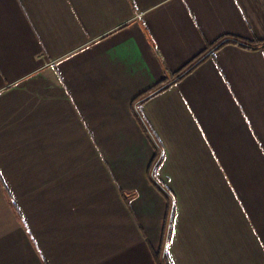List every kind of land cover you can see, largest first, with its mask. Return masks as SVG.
<instances>
[{
    "label": "crops",
    "instance_id": "0c3cea01",
    "mask_svg": "<svg viewBox=\"0 0 264 264\" xmlns=\"http://www.w3.org/2000/svg\"><path fill=\"white\" fill-rule=\"evenodd\" d=\"M0 177V264H264V0H0Z\"/></svg>",
    "mask_w": 264,
    "mask_h": 264
},
{
    "label": "trees",
    "instance_id": "16d2710c",
    "mask_svg": "<svg viewBox=\"0 0 264 264\" xmlns=\"http://www.w3.org/2000/svg\"><path fill=\"white\" fill-rule=\"evenodd\" d=\"M212 45H213V44H209V47H211ZM201 55H202V53H201L199 56H201ZM199 56H197V58H198ZM197 58H195V59H197ZM191 63H192V61L189 62L188 64H186V65H185L183 68H181L180 70L175 71V72H173V71L170 70L169 68H166V71H167V77H166L165 80H163V82H166L170 76H172V75H176V74L180 73L182 70H184V69H185L188 65H190ZM192 69H193V66H192V68H191L188 72H190ZM188 72H187V73H188ZM184 75H185V74H184ZM182 77H183V76L178 77L177 81H178L179 79H181ZM163 82H161V83H163ZM0 178H1V181H2V177H0ZM2 183L4 184L3 181H2ZM5 189H6L7 193H8L9 195H11L10 192L8 191V189H7L6 187H5ZM13 201H14V200H13ZM13 201H12L13 206H14L16 209H18L16 203L13 202ZM155 255H156V253H155ZM156 256H157V261H158V263H159V264H164L163 261H162V257H161L159 254H157ZM164 260H165L166 264H171V262H170V258H169V256H168V254H166V255L164 256Z\"/></svg>",
    "mask_w": 264,
    "mask_h": 264
}]
</instances>
